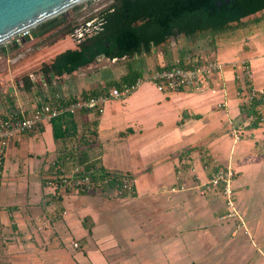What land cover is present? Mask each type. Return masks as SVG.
<instances>
[{"label":"crops","instance_id":"crops-1","mask_svg":"<svg viewBox=\"0 0 264 264\" xmlns=\"http://www.w3.org/2000/svg\"><path fill=\"white\" fill-rule=\"evenodd\" d=\"M246 26L241 24L232 31L215 35L211 46L207 44L209 53L179 54L174 58L170 55L166 63L161 61L153 70H138L140 74L136 77L145 78L176 60L201 61L213 57L226 65L214 88L164 93L144 81L126 98L106 101L97 122L88 112L69 116L74 132L67 137H54L53 125L49 123L38 133L11 143L0 177V264H171L173 261L225 264L219 262L223 254L224 262L230 264V247L236 246L240 231L249 238L253 230L247 223L250 216L236 210L237 217L223 219L224 197L217 192L199 194L191 180L198 177L196 184L205 182L214 162L241 173L237 168L239 160L232 154L235 143L249 135L254 140V154L259 159L261 154L264 156V148L260 149L264 137L254 136L264 121L255 127L241 112L235 74L230 67L245 60L251 67L249 43L244 40L240 56L230 58L233 54L226 50L227 42L217 41L219 36ZM33 40L31 36V39L22 38L21 42ZM15 45L12 42L11 47ZM4 48L6 52L9 49L5 45ZM261 57L264 59V55ZM29 64L28 61L26 65ZM128 73L121 71L122 76L115 75L112 81L94 82L95 94L102 88L129 84L123 83ZM252 76L254 83L253 72ZM30 80L33 83L30 91L23 88L20 80L16 89L10 88L0 98V111L51 100L52 96L38 93L41 74ZM144 84L152 86L155 95H149L153 90L142 88ZM254 86L264 90V82ZM85 93L90 91L79 89L63 93L61 97L68 99ZM262 105L264 109V99ZM61 124V128L66 127L64 119ZM160 126L170 129L150 138L141 134L134 136V132L152 130L155 133ZM88 128H96L92 140L86 138ZM236 135L240 137L237 141ZM225 147H229L227 152ZM68 153H72L73 163L85 170L98 173L121 170L133 174L135 194L123 198L104 190L50 201L43 181L51 170V163ZM178 169L185 182L184 191L173 190L178 184ZM238 188L233 186V195ZM240 188L248 195V185L242 183ZM241 193L245 195L244 191ZM73 243L78 247L74 248ZM242 261L250 264L247 258ZM260 264H264V248Z\"/></svg>","mask_w":264,"mask_h":264},{"label":"built area","instance_id":"built-area-1","mask_svg":"<svg viewBox=\"0 0 264 264\" xmlns=\"http://www.w3.org/2000/svg\"><path fill=\"white\" fill-rule=\"evenodd\" d=\"M19 35L22 37L14 39L16 45H20L22 38L31 39L29 31ZM225 67L224 63L213 57L201 61L176 60L152 71L145 78H137L134 82L123 84L121 87L102 88L98 94L63 99L60 94L53 93L51 100L46 102L0 111V177L8 146L19 142L25 135L38 133L45 124L51 123L58 117H73L77 113L88 112L92 114L93 121L97 122L100 120L106 101L126 98L144 81L150 82L158 91L164 93L214 88L222 77ZM230 67L235 74L236 96L240 101L241 112L255 126H260L264 121L262 105L264 90L254 86L251 67L247 60L232 63ZM57 85L55 79L48 83L43 80L41 88L47 93ZM88 130L86 138L92 140L96 128H88ZM234 139L237 141L240 137L236 135ZM72 157V153H68L51 163V170L43 181V187L50 201H60L65 196L92 195L104 190L123 198H131L135 194L136 179L133 174L121 170H104L100 173L92 169L85 170L75 165ZM180 177L182 172L178 169V184L173 190H185V182ZM195 179L199 178L195 177ZM233 179L234 171L230 166L214 162L213 170L206 181L195 185L199 194L217 192L224 197L226 215L222 217L223 219L237 217L233 205ZM73 247L77 248V243H73Z\"/></svg>","mask_w":264,"mask_h":264},{"label":"rangeland","instance_id":"rangeland-1","mask_svg":"<svg viewBox=\"0 0 264 264\" xmlns=\"http://www.w3.org/2000/svg\"><path fill=\"white\" fill-rule=\"evenodd\" d=\"M111 2L112 0H83L82 2L70 7L65 12L60 13L55 17H65L67 18V20H69V22L72 23L73 26L77 24H84L85 22L90 20L91 17L98 14L101 10L107 8ZM263 15L264 11H261L246 18H243L242 24H247L245 28L240 29L239 31L237 30L228 34H223L217 39V41H219L220 43L224 41L227 42L226 50L232 52L233 54L230 56V58L240 56L239 50L241 49V45L244 40H246V43H249L248 45L250 46V49L252 51V54L250 56L253 57L251 60V67L254 75L255 85L257 83L264 82V59L261 57L264 55V20L262 18ZM56 31L57 29L53 31L55 32V35H52V37L47 38L46 35L41 38L33 37V41L25 42L27 43V48L34 47V49H31L29 53H26V56L21 59L20 62L18 60V62H13L14 57L19 52L16 50H12L10 46L12 42H14L15 38L22 36H14L9 41L0 45H5L9 47L7 52L5 51L3 53L2 51H0V89H2L0 90V98H2L5 93L8 94L10 88L16 89V87H18V83L16 80L19 79V76H21V71L26 72L31 70L29 73L36 74L38 73L41 67L43 68L44 66L50 64L51 60L57 54L61 53L66 49L76 48L78 44L77 39L73 40L67 35L64 36L61 33H56ZM205 35L207 34L196 33L191 37L187 38L182 34H178L174 37H171L167 40L166 43L162 44L157 48L151 46L149 53L134 55L132 58L114 60L111 63L104 62L102 64H105V67H100L102 64H100L98 67L95 66L94 63H91L86 67L79 69L77 72L70 74L67 79L65 76L58 79V84L62 80L63 82L60 84V86L58 85L55 89H52L54 90L53 93L58 92L60 95H64L63 93L78 92L79 89L80 91H91L95 87L94 82L99 83L103 80L112 81V79H116V76L119 77L121 75V71H123V73L125 74V72L128 73L131 70H153L154 66L160 63L161 61L164 60L166 63L168 56L170 55L172 56V58H174L179 54L188 55L189 53L191 54L195 52L198 54L209 53V46L207 47V44L210 45V42L204 38ZM37 46L41 47L39 51H36L35 47ZM220 50H218L217 52H219ZM217 54L219 55V53ZM29 57L32 59V61H29V65L24 66V61L22 60H27V58ZM216 57L218 58V56ZM17 65L19 66L17 67ZM42 82L43 80H41L40 82L38 93L44 92L41 88ZM144 87L153 90L152 92H149V95H155L154 92L156 91L152 86L144 84L142 88ZM45 94L50 97L51 91L49 90ZM157 115L158 114H156V116ZM141 118H144V116H142ZM249 123H251L250 120ZM251 125L255 126L253 123H251ZM263 127L264 122L261 127V130H259L258 128L254 136L258 135L259 138H263ZM168 129L170 128L160 126L158 127V130L155 133L152 130L143 131L142 133L134 132V136H139L141 134V136L145 138H150L151 136L158 134L159 132L168 131ZM126 130L129 131L128 129ZM130 133L131 132L125 134V136L129 135ZM253 143L254 140L251 138V135H249L247 138L240 140L238 143H235L234 152L232 154V157L234 159L239 160L237 168L241 172L239 173L236 169L231 167L234 171L232 188L233 186L239 187L237 194H234L233 205L237 211L243 210V215L250 216V221H247V223H249V225L251 224V228L253 230L249 234V238H247L248 236H246L243 231H240L235 241L236 246L230 247V264H238L240 261L242 264V260L246 258L249 259L250 264H260V261L262 260V249L264 248V156L263 154H261L262 158L259 159L258 156L254 154L256 150L252 149ZM261 147L264 148V145H260V149ZM228 149L229 147H225V152H227ZM261 151L263 150L261 149ZM227 156V154L223 156L225 160L227 159ZM191 182L193 183V189H195L197 180L193 177ZM242 183L243 185H248V195H246V190L244 188H240V185ZM242 191L245 192V195L241 193ZM218 194L219 196H221L220 193ZM251 235L253 237H251ZM249 240L252 242L250 243ZM220 257L222 258V260L220 258L219 262H223L226 264V262H224V260H226L224 254ZM171 264H185V262L173 261V263Z\"/></svg>","mask_w":264,"mask_h":264},{"label":"trees","instance_id":"trees-1","mask_svg":"<svg viewBox=\"0 0 264 264\" xmlns=\"http://www.w3.org/2000/svg\"><path fill=\"white\" fill-rule=\"evenodd\" d=\"M217 1L221 2L220 6L215 4ZM224 1L112 0L94 17L98 25L94 30L96 33L86 37L77 48L59 53L49 65L44 66L43 80L48 83L78 71L92 61L98 50L105 48L106 42L119 58H132L149 53L151 46L157 48L176 34L188 38L203 33L207 34L204 38L211 42L215 35L239 28L243 18L264 11V0H229L227 4ZM68 21L65 17H55L30 29L29 33L32 37H40L58 29L56 33L68 34L72 31V23ZM0 51L5 52L4 46H0ZM139 74L138 70L130 71L123 78V83L133 82ZM21 83L26 91L33 86L27 77ZM88 94H95V90L84 95ZM68 117L61 116L51 122L54 137L63 138L74 132ZM61 119H64V128H61Z\"/></svg>","mask_w":264,"mask_h":264},{"label":"water","instance_id":"water-1","mask_svg":"<svg viewBox=\"0 0 264 264\" xmlns=\"http://www.w3.org/2000/svg\"><path fill=\"white\" fill-rule=\"evenodd\" d=\"M83 0H0V45ZM224 3H229L225 0ZM221 5L220 1L215 3Z\"/></svg>","mask_w":264,"mask_h":264},{"label":"flooded vegetation","instance_id":"flooded-vegetation-1","mask_svg":"<svg viewBox=\"0 0 264 264\" xmlns=\"http://www.w3.org/2000/svg\"><path fill=\"white\" fill-rule=\"evenodd\" d=\"M97 15V14H96ZM96 15L95 16H93V17H91V19L90 20H88L87 22H85L84 24H77V25H75V26H73L72 25V31L71 32H69L68 34H63L64 36L65 35H67V36H69L71 39H77V42H78V44H80V43H82L85 39H86V37H89V36H93L96 32H94V30H95V28H97L98 27V25H97V20L94 18V17H96ZM69 22V21H68ZM71 23V22H70ZM56 29H54V30H52V31H50L49 33H47V34H45L46 36H47V38L48 37H51L55 32H53V31H55ZM58 30V29H57ZM57 32V31H56ZM62 34V33H61ZM45 35H43V36H45ZM176 35H178V34H176ZM43 36H40V37H34V38H41V37H43ZM46 38V39H47ZM78 44H77V46H76V48L78 47ZM110 44L109 43H105V48H102V49H100V50H98L96 53H95V55L93 56V58H92V61L91 62H89L87 65H89V64H91V63H94L95 64V66H98L99 67V65L100 64H102V63H111V62H113L114 60H119V59H123V58H129L128 56H124V57H118L117 55H115L114 53H113V51L111 50L112 48H110V46H109ZM11 47V46H10ZM36 48V51H39L40 49H41V47H35ZM11 49L12 50H16V51H18L19 53H17V55L14 57V59H13V62H20V60L21 59H23L25 56H26V53H29V51L31 50V49H34V47H28V49H26V45H25V42H21L20 43V45H15L14 47H11ZM26 50H28L27 52H26ZM67 50V49H66ZM111 50V51H110ZM65 51V50H64ZM63 52V51H62ZM58 55V54H57ZM56 55V56H57ZM55 56V57H56ZM54 57V58H55ZM1 58V57H0ZM3 58V57H2ZM53 58V59H54ZM52 59V60H53ZM15 60V61H14ZM18 60V61H17ZM52 60H51V62H52ZM22 61H24V66H26V63L28 62V61H32V59L29 57V58H27V60H22ZM38 61H41V60H38ZM38 61H37V63H38ZM34 63H35V61H34ZM49 65V64H48ZM87 65H85L84 67H86ZM105 64H102L100 67H105L104 66ZM19 65H17V67H18ZM81 68H83V67H81ZM80 68V69H81ZM18 70H21V69H18ZM31 70H29V71H26V72H22L21 71V76H19V79H17L16 81H20V80H22L23 78H25V77H29V78H33L34 77V75H37L38 76V74H41V77H42V80L44 79V75H43V72H42V67L40 68V70L38 71V73H29ZM77 72V71H76ZM66 77H69V75H67ZM35 78H36V76H35Z\"/></svg>","mask_w":264,"mask_h":264}]
</instances>
